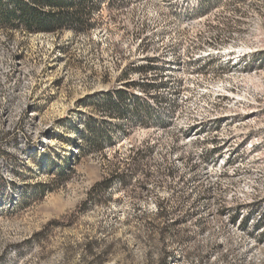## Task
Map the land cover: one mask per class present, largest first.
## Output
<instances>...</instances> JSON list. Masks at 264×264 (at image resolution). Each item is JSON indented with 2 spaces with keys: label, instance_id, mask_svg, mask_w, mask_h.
<instances>
[{
  "label": "rangeland",
  "instance_id": "374dc122",
  "mask_svg": "<svg viewBox=\"0 0 264 264\" xmlns=\"http://www.w3.org/2000/svg\"><path fill=\"white\" fill-rule=\"evenodd\" d=\"M97 2L0 24V264H264V0Z\"/></svg>",
  "mask_w": 264,
  "mask_h": 264
},
{
  "label": "trees",
  "instance_id": "16d2710c",
  "mask_svg": "<svg viewBox=\"0 0 264 264\" xmlns=\"http://www.w3.org/2000/svg\"><path fill=\"white\" fill-rule=\"evenodd\" d=\"M12 3L14 10L5 12L0 9V24L10 26L18 22L27 31L36 33L92 27L93 13L87 12L86 5H91L94 10L99 6L97 0H75L67 7L63 6V0H13ZM44 7L52 9V12H44ZM119 97L121 101L122 97Z\"/></svg>",
  "mask_w": 264,
  "mask_h": 264
}]
</instances>
